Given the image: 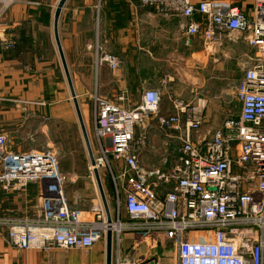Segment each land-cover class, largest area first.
Here are the masks:
<instances>
[{
    "label": "built area",
    "instance_id": "1",
    "mask_svg": "<svg viewBox=\"0 0 264 264\" xmlns=\"http://www.w3.org/2000/svg\"><path fill=\"white\" fill-rule=\"evenodd\" d=\"M140 5L163 16L184 21L186 42L199 37L210 48L226 33L243 36L255 50L252 65L237 84L234 100L239 112L225 118L209 138L195 142L201 109L181 100L172 101L173 113L160 115V94L143 90L131 109L94 96V132L99 150L88 171L111 167L119 169L124 194L122 210L129 222L114 229L116 245L124 231L142 237L165 235L175 245L173 264H264V0H254L251 16L226 0H139ZM3 47L14 43L4 39ZM96 61L115 71L120 61L99 54ZM155 118L168 132L184 131L176 161L167 168L142 165L134 154L137 125ZM6 138L0 134V186L17 192L39 180H52L54 189L44 193L41 217L17 219L0 217L7 243L17 250L50 252L84 251L104 238L107 224L102 206L92 207L89 220L69 207L51 151L21 154L6 151ZM111 160V161H110ZM159 193H162L161 195ZM116 200V203L118 201ZM114 222V221H112ZM115 264H137L117 250Z\"/></svg>",
    "mask_w": 264,
    "mask_h": 264
},
{
    "label": "crops",
    "instance_id": "2",
    "mask_svg": "<svg viewBox=\"0 0 264 264\" xmlns=\"http://www.w3.org/2000/svg\"><path fill=\"white\" fill-rule=\"evenodd\" d=\"M4 1L6 0H0V21L5 19L6 25L9 27L5 30L0 29V134L6 138V151L21 154L47 148L51 146L50 143H65L68 135L67 128L71 127L72 122V103H69V91L67 93V82L55 45L53 27H14L25 20L26 16L23 13V7H13L11 10L3 11L1 4ZM17 1L18 3H23L22 1ZM200 1L203 0H192L194 3ZM226 1L239 7L247 17L251 16L254 0ZM65 10L67 16L72 19L70 21L71 36L69 40L67 39V42L63 41L61 30L58 27L57 35L59 36L58 40L76 100L81 95H84L86 88L83 90V83L92 85L93 92L98 97H108L111 102H116V97L122 94L126 99H130L133 102V104H125L127 108L128 106L133 108L139 102L140 96L147 86L156 89L159 94L163 91L165 94H171V92L182 94L186 88L193 85L191 84L193 81L191 76L193 74L191 75L190 70L186 72L183 70L182 72L185 73L186 79L177 80L176 82L168 74L165 75L168 78L159 81L162 82V86H156L155 77L170 71L171 75L177 78V74L172 69H177L179 59H183L184 56L186 64H192L196 55L206 58V54L199 44L202 43L199 37L192 38L189 43L186 42L183 19L158 14L152 9L141 6L139 0H77L73 7ZM80 23L86 24V27L82 30H80ZM92 34L93 37L95 36L94 43L99 45V48H103L119 59L120 67L117 70L112 71L106 65L98 67L95 64V55L90 51L88 42ZM224 38H226V35L223 36ZM4 39L15 40L14 47L5 49L2 42ZM244 44L249 48L246 43ZM54 47L57 51L62 73L57 64ZM84 55L89 58V63L87 64L89 71L85 76H82L77 69L81 67V60ZM199 65L201 69L206 68L205 62H201ZM191 67L187 66V68ZM55 72L56 78L53 80L52 74ZM195 81L197 80H194V83ZM195 86L199 90L204 89L206 82L202 80L199 85ZM165 87L166 89H164ZM135 93L138 94L137 99L133 100L132 94ZM197 96L196 94L189 100L191 104L197 103L195 107L200 106L201 102L203 103L202 99H206L205 95H199L203 98ZM205 99L204 107L200 110L202 125L198 131L191 133L192 140L195 142L206 140L222 124V121L212 123L208 117L206 118ZM172 113L173 106L171 101L166 105L160 104V115H171ZM170 133V135H166V139L163 141L165 145H169L174 138L179 140L184 131L182 129L180 132ZM206 133L209 135L206 136ZM95 144V154H97L99 145L96 136ZM143 148L144 145L137 146V149L134 148V154L138 161L141 164L156 161L155 159L158 155L149 149L145 150L149 156L144 159L142 155H144L145 151H141ZM95 154L93 153V158ZM167 158L168 156L165 154L162 159ZM76 163L75 158L64 155L63 161L62 159L58 160L57 170L60 173L59 175L62 176L64 173H68L69 167L75 166ZM79 163L81 164V160ZM88 164L90 162L87 155L84 166L88 167ZM112 166L116 167L111 161V170L109 169L108 171L113 182H115L116 179L118 180V174L115 175L113 173ZM97 172L102 187L103 183L100 176L103 170L99 169ZM91 175L90 177L84 172L83 176L80 177L79 173H75L70 180V184L63 189L69 207L78 211L85 220H89L91 215L93 216L92 207L96 204L102 206L105 218L93 173ZM36 182L17 192L4 191L0 186V217L26 220L41 217L44 205L42 184H34ZM121 182L120 187L122 186ZM82 183L84 184L82 185ZM102 192L111 221H116L117 219L121 222L128 221L124 211L123 214L127 219L124 216L121 217L120 214H115L113 219L114 207L115 204H118L115 201L116 189L112 191L108 187H103ZM159 194L161 195L162 193ZM123 196L124 194L119 195L121 208ZM118 226L119 224H117ZM124 232L126 233L122 232L119 237V248L115 245V250H119L122 257H126L129 261L143 264L140 262L143 255L147 258V249L144 245L136 251L138 246L135 248V245L141 244L143 240L147 241L151 236L142 237L131 232ZM114 239V232H112V245ZM163 239L165 238L163 237ZM131 240L133 241L132 248L135 249L133 254H131L132 252L129 251L130 248L128 247ZM101 242L104 244L102 257L105 264V235ZM60 251L62 250L43 252L40 250L14 249L7 243L4 230L0 229V264H53L52 259ZM63 252L71 253L77 259L82 255L77 254L78 251ZM78 261L77 264H97L99 262H96L95 259L91 260V263L90 261L85 263V261L82 262L80 257Z\"/></svg>",
    "mask_w": 264,
    "mask_h": 264
},
{
    "label": "rangeland",
    "instance_id": "3",
    "mask_svg": "<svg viewBox=\"0 0 264 264\" xmlns=\"http://www.w3.org/2000/svg\"><path fill=\"white\" fill-rule=\"evenodd\" d=\"M23 3H18L17 0H6L4 1L1 6L3 7V11L11 10L13 7L22 8L25 17V20L22 22H19L17 26L14 27H35V28H45L49 27L52 28V19H53V12L54 8L57 4L58 0H19ZM77 0H68L66 5L64 6L63 10L61 11V14L64 13L60 19L58 20V29L61 30L63 41L67 42V39H70V28H71V20L67 16V12L65 9L69 7H73ZM6 20L3 19L0 21V29L5 30L7 29ZM84 27H86V24L80 23V30H82ZM96 28V26H95ZM68 30V31H67ZM67 31V32H66ZM226 38L222 39L220 43L212 45L210 48L204 47L203 43H199L200 46H202V50L206 54V58L204 56H197L194 58V62L187 63L186 64V58L184 56L183 59H179V64L177 66V69H172V71L177 74V78L174 75H171L170 71L168 73L157 75L155 77L156 80V86H162L163 79H167L168 77H165V75L168 74L171 78L174 79V82L177 80H185L186 75L182 71L190 70L192 83L190 87L186 88L184 93H172L171 94H165L164 91L160 94V104H167L172 102L173 100L179 99L185 104H190L192 107L197 106L196 104L189 103V100H191L194 95H198L197 97H202L199 95H205L206 96V118L208 117L212 123H218L219 121H224L225 118H234L237 116L239 112V105L234 100V94L237 87V84L244 76L245 71L247 68H249L252 65V61L255 58V50L249 49L245 46V41L243 36L235 34V33H226ZM59 38V36H58ZM91 39L88 41L90 45V51L93 52L95 55L94 61L95 64L98 65H106L104 63H98L96 61V51L95 49H100L103 54H110L103 48H99L95 42V36L90 37ZM10 42L16 43L15 40H12ZM243 45V46H241ZM247 45V44H246ZM248 46V45H247ZM249 47V46H248ZM204 48V49H203ZM202 51V52H203ZM54 54L56 56L57 64L59 67V70L62 73L61 65L57 56V51L54 47ZM112 55V53L110 54ZM46 56V54H45ZM206 59V60H205ZM185 61V62H184ZM205 62L206 68L201 69L199 66V63ZM89 63V58L85 55L82 57L81 60V67L78 70L79 73L82 74V76H85L89 68L87 67V64ZM107 66V65H106ZM187 66H192L191 68H187ZM176 67V66H175ZM58 70V69H57ZM178 71V72H177ZM52 74V79L54 80L56 76ZM58 76V74H57ZM81 78V77H79ZM194 80L195 81L194 83ZM206 82V87L199 90L197 86L201 81ZM195 84V85H194ZM73 86V85H72ZM84 95H81L78 100V106L80 109V113L82 116V120L84 123L86 135L88 138L89 146L91 153L95 154L96 150V144H95V132H94V104H93V98L94 96H97L95 92H93L92 85L88 83L82 84ZM160 88V87H159ZM197 88V89H196ZM146 89H154L149 88V86L146 87ZM166 89V87L164 88ZM74 90V89H73ZM156 90V89H155ZM87 91V92H86ZM68 93V89H67ZM137 93L132 94V99H137ZM76 96V95H75ZM119 96V95H118ZM117 96V97H118ZM173 96V97H172ZM69 97V103L71 104V97L68 93ZM117 97L116 102H111V100L104 97H101L102 99H106L108 102L111 103H117ZM100 98V97H99ZM171 98V100H170ZM203 98V97H202ZM204 99L203 102H204ZM201 100V101H202ZM200 101V100H199ZM198 102V101H197ZM133 104L130 99H126L124 104H119L120 106L131 109L132 106L126 107L125 104ZM194 103V102H193ZM160 107V106H159ZM72 122L71 127H68V135L65 143L61 144H54L50 143L51 146L45 147L44 149H41L39 151H51L54 154V158L56 160V165L58 166V160L62 159L64 155L72 156L76 159L77 163L75 166H70L68 173H64L62 176H60L62 187L64 189L65 186L70 184V180L75 173H79V176H83L84 172H86V175L92 176L91 173L86 171L87 166H84L86 164L87 159V152L86 148L84 146V142L81 138L79 126L77 123V119L75 117L73 104H72ZM210 125V124H209ZM212 125V124H211ZM209 127V126H207ZM206 127V128H207ZM208 129V128H207ZM206 129V130H207ZM171 133L165 130H162L156 123L155 118H150L147 122H143L142 124H139L135 128L134 132V139H133V145L134 148L137 149V146H143L144 148L141 149V151H145L146 149L153 150L157 156L155 159L156 161H149L150 163H143L147 167L152 168H167L169 167L172 162H174L175 159L178 157L179 149L181 146V138L178 140L177 138H174L171 140L172 142L169 145H165L163 141L166 139V135H170ZM209 134L206 133V136ZM177 137V136H176ZM94 150V152H93ZM168 156L167 159L164 158V155ZM96 156V154H95ZM144 159L148 158L149 154L144 153L142 155ZM139 157V156H138ZM81 160V164L79 161ZM142 164V165H143ZM85 170V171H84ZM100 170H103L101 173L100 179H102V189L104 188H110V190L115 191L117 187L120 186V179H116L115 182H113L110 172L108 171L109 168H102ZM111 170V167H110ZM113 173L115 175L119 174L120 171L117 167L112 166ZM89 173V174H88ZM60 174V173H59ZM103 176V177H102ZM111 179V180H110ZM42 184V193H50L54 189V182L52 180H39L34 184ZM84 183H82L83 185ZM36 186V185H35ZM38 186V185H37ZM38 190V189H37ZM115 193V192H114ZM117 200V196L115 198V201ZM118 204H115V210L113 211V219L115 218V214H120L121 217H125L123 214V210L121 208V199L119 198ZM127 219V217H125ZM129 220V219H128ZM117 221V220H116ZM114 221V222H116ZM129 222V221H126ZM125 223V222H124ZM126 233V232H123ZM122 234V233H121ZM120 234V235H121ZM165 235H153L148 239L147 241L141 242V244L135 245V248L137 247L136 251L139 250V247L144 246L146 247V256L143 255L142 260L140 263L143 264H172L175 259V245L173 244L172 240L166 239L164 237ZM162 237V238H161ZM163 237L166 239H163ZM102 241V240H101ZM98 242L95 244V246L89 250L84 251H78L77 254L80 255V259L82 262L85 261V263L91 260H95L96 262L99 261L97 264H104L103 263V257H102V250H103V242ZM130 242V243H129ZM129 251H131L133 254L135 249H133V241H129ZM116 243H113L112 247V264L116 263L115 253L117 252L115 250ZM125 245V244H124ZM125 248V247H124ZM145 253V252H144ZM78 257V259H79ZM77 257H75L73 254L65 253L62 251L58 252L56 256H54L53 264H77L79 262ZM95 262V261H94ZM87 264V263H86Z\"/></svg>",
    "mask_w": 264,
    "mask_h": 264
},
{
    "label": "water",
    "instance_id": "4",
    "mask_svg": "<svg viewBox=\"0 0 264 264\" xmlns=\"http://www.w3.org/2000/svg\"><path fill=\"white\" fill-rule=\"evenodd\" d=\"M66 1L67 0H58L57 4L55 6L54 13H53V23H52L53 37L55 40V45H56V48H57V51L59 54V58L61 61V65H62V69H63L64 75H65V79L67 82V87H68V91H69L71 101L73 104V108L75 111L76 119H77V122H78V125L80 128V132H81V135H82V138L84 141L86 151H87L88 159H89L90 165L93 166L94 165L93 157H92V153L90 150L88 138L86 135L84 123H83L82 116L80 113V109H79V106H78V103L76 100V96H75V93H74V90L72 87V83L70 81L69 73H68V70H67V67L65 64L64 56L62 54V50H61L60 43L58 40V35H57L58 20H59L61 11H62ZM93 177L95 179L96 186H97V189H98L101 201H102L103 209L105 212L106 223L110 225L112 223V221H111V218H110L108 210H107L106 202H105L104 195L102 192V187H101L100 180L98 177V172L96 170L93 171ZM111 252H112V231H111V229H107L106 233H105V264H111Z\"/></svg>",
    "mask_w": 264,
    "mask_h": 264
},
{
    "label": "bare ground",
    "instance_id": "5",
    "mask_svg": "<svg viewBox=\"0 0 264 264\" xmlns=\"http://www.w3.org/2000/svg\"><path fill=\"white\" fill-rule=\"evenodd\" d=\"M94 170L98 171L97 168H94L93 171H94ZM92 173H93V172H92ZM111 224H114V225H113L114 227H110V228H108V229H111L112 232H114V229H116L117 232H119V230H120V225L117 227V224H118V223H116V222H112ZM111 224H110V225H111Z\"/></svg>",
    "mask_w": 264,
    "mask_h": 264
}]
</instances>
